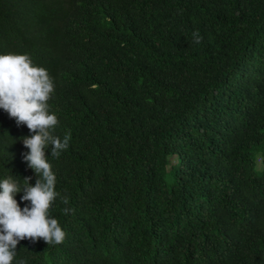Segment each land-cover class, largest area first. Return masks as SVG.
Masks as SVG:
<instances>
[{"label": "trees", "instance_id": "1", "mask_svg": "<svg viewBox=\"0 0 264 264\" xmlns=\"http://www.w3.org/2000/svg\"><path fill=\"white\" fill-rule=\"evenodd\" d=\"M8 53L71 134L46 149L65 238L13 264H264V0H0ZM29 135L0 109V180L35 186Z\"/></svg>", "mask_w": 264, "mask_h": 264}, {"label": "clouds", "instance_id": "2", "mask_svg": "<svg viewBox=\"0 0 264 264\" xmlns=\"http://www.w3.org/2000/svg\"><path fill=\"white\" fill-rule=\"evenodd\" d=\"M194 37L199 43L198 33ZM54 88L47 69L34 65L29 55L0 54V109L14 118L17 126L26 125L30 130L29 136L22 137L24 147L29 149L22 155L36 174L35 186L30 183L32 177L23 178L22 186L11 175L0 180V264H13L22 240L35 243L43 239L47 245H53L65 238L59 221L49 215L59 194L46 149L50 148L51 157L59 158L71 139L70 133L63 140L54 135L59 121L48 104ZM18 193H23L21 200L26 202L23 209L15 199ZM62 202L67 204L68 199L62 197ZM63 211L68 214L70 209Z\"/></svg>", "mask_w": 264, "mask_h": 264}, {"label": "rangeland", "instance_id": "3", "mask_svg": "<svg viewBox=\"0 0 264 264\" xmlns=\"http://www.w3.org/2000/svg\"><path fill=\"white\" fill-rule=\"evenodd\" d=\"M169 161L170 162H172V164H173V162L175 161V156H169ZM261 169V156H260V154H257V156H256V170H260Z\"/></svg>", "mask_w": 264, "mask_h": 264}]
</instances>
